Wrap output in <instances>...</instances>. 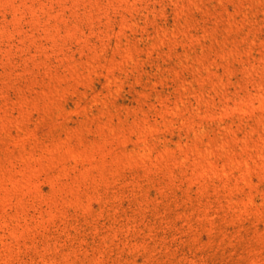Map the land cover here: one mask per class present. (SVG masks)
<instances>
[{
    "label": "rangeland",
    "instance_id": "374dc122",
    "mask_svg": "<svg viewBox=\"0 0 264 264\" xmlns=\"http://www.w3.org/2000/svg\"><path fill=\"white\" fill-rule=\"evenodd\" d=\"M0 264H264V0H0Z\"/></svg>",
    "mask_w": 264,
    "mask_h": 264
}]
</instances>
